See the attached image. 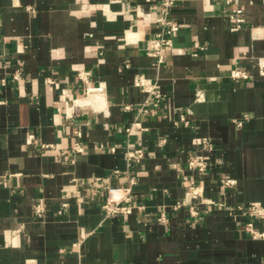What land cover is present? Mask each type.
<instances>
[{
	"label": "crops",
	"instance_id": "0c3cea01",
	"mask_svg": "<svg viewBox=\"0 0 264 264\" xmlns=\"http://www.w3.org/2000/svg\"><path fill=\"white\" fill-rule=\"evenodd\" d=\"M159 4L0 0V264H264V238L244 231L240 209L264 206V0H177L160 64L148 50ZM234 67L251 78L232 79ZM130 146L143 150L132 163ZM192 154L204 173L187 168ZM184 177L201 197L189 199ZM131 178V211L106 215V186Z\"/></svg>",
	"mask_w": 264,
	"mask_h": 264
},
{
	"label": "built area",
	"instance_id": "2783aa9c",
	"mask_svg": "<svg viewBox=\"0 0 264 264\" xmlns=\"http://www.w3.org/2000/svg\"><path fill=\"white\" fill-rule=\"evenodd\" d=\"M177 0H160V4L157 10V20L160 25V30L156 35L148 41L149 54L157 58V63L160 64L165 57V52L172 49V37L179 30V24L170 16L171 8L174 6ZM226 3H234L237 5V0H225ZM241 9L237 6L232 10L231 20L233 21L232 30H237L241 27L243 18L239 15ZM256 69L260 76L264 77V56L258 57L256 59ZM230 76L234 80H245L251 78L250 73L239 67H234L230 71ZM14 80H19L20 72H16L12 75ZM6 79H1V84H5ZM136 84L140 86L144 92L147 94V99L145 104H151L153 106H158L162 100V95L159 92L158 86L149 82L147 79L138 78ZM199 97V96H198ZM1 103V101H0ZM141 111L146 112L144 107L140 108ZM247 118L244 115L241 119L236 121V125L240 126L243 121ZM179 122L183 125H188V121L185 116H180ZM175 124H178L176 122ZM200 143L206 148L211 149V142L209 139L202 138ZM143 156L142 148L138 146H130L125 152V158L128 163L138 161ZM208 161L202 154H192L187 161V168L195 170L200 173H204L207 170ZM114 173L118 174L119 171L116 170ZM186 181V195H188L190 200H196L201 197V191L195 180L192 177H184ZM107 183L105 180L95 179L91 182L93 186H100ZM221 183L224 187H229L234 185L235 180L229 176H224L221 178ZM131 184H133L132 178L130 179V185L128 187H112L105 185L107 189V197L105 202L102 204V209L106 215H114L120 213H129L131 211ZM200 202H203L200 201ZM189 212L191 215L195 216L198 214V209L196 203L189 201ZM242 215L247 218V222L244 224V231L254 238H264V232L258 231L254 228L252 220L260 219L264 220V206L257 202L248 204L245 207H241ZM44 210L41 202L35 205V213L40 215ZM158 220L165 222V218L161 215Z\"/></svg>",
	"mask_w": 264,
	"mask_h": 264
}]
</instances>
